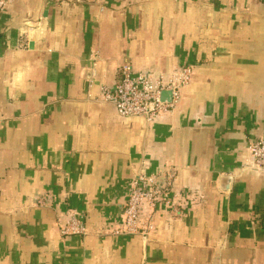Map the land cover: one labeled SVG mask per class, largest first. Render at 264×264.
Returning a JSON list of instances; mask_svg holds the SVG:
<instances>
[{"label": "crops", "instance_id": "1", "mask_svg": "<svg viewBox=\"0 0 264 264\" xmlns=\"http://www.w3.org/2000/svg\"><path fill=\"white\" fill-rule=\"evenodd\" d=\"M126 63L195 73L146 125L101 101ZM260 138L264 0H14L0 14V264H264V174L247 149ZM144 165L176 168L190 196L147 243L114 234ZM71 210L84 235L62 236Z\"/></svg>", "mask_w": 264, "mask_h": 264}, {"label": "built area", "instance_id": "2", "mask_svg": "<svg viewBox=\"0 0 264 264\" xmlns=\"http://www.w3.org/2000/svg\"><path fill=\"white\" fill-rule=\"evenodd\" d=\"M13 2L0 0V14ZM194 73V66L189 64L176 67L170 75H156L137 71L126 63L120 67L114 86L101 87V101L113 105L121 118H139L146 125H151L174 112L181 103L183 89L190 86ZM165 92L171 94L169 101L163 98ZM247 149L248 167L264 174V138L251 141ZM177 178L178 171L174 167L149 172L144 165L137 171L128 194L122 226L114 234L139 236L147 243L157 228V217L162 210H167L172 219L180 218L190 204V196L175 189ZM35 203L47 207V197L41 196ZM85 233L84 217L71 210L68 220L61 227L62 236Z\"/></svg>", "mask_w": 264, "mask_h": 264}, {"label": "clouds", "instance_id": "3", "mask_svg": "<svg viewBox=\"0 0 264 264\" xmlns=\"http://www.w3.org/2000/svg\"><path fill=\"white\" fill-rule=\"evenodd\" d=\"M25 77H26V71L24 69H18L13 75L11 86L17 87L21 85L24 82Z\"/></svg>", "mask_w": 264, "mask_h": 264}]
</instances>
